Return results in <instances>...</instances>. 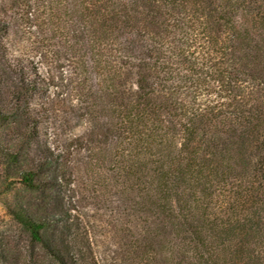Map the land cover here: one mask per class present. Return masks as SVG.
Returning <instances> with one entry per match:
<instances>
[{
    "label": "trees",
    "instance_id": "trees-1",
    "mask_svg": "<svg viewBox=\"0 0 264 264\" xmlns=\"http://www.w3.org/2000/svg\"><path fill=\"white\" fill-rule=\"evenodd\" d=\"M35 28L86 126L34 151L33 87L0 62V264H106L54 217L72 176L113 205L111 260L264 264V0H35Z\"/></svg>",
    "mask_w": 264,
    "mask_h": 264
},
{
    "label": "rangeland",
    "instance_id": "rangeland-1",
    "mask_svg": "<svg viewBox=\"0 0 264 264\" xmlns=\"http://www.w3.org/2000/svg\"><path fill=\"white\" fill-rule=\"evenodd\" d=\"M40 40L35 28V0H0V62L9 74L6 81L13 84V90H20L18 78L33 87L28 91L29 115L37 132L33 150L49 147L54 154L62 155L65 145L83 132L86 123L70 107L69 66L64 59L51 54ZM3 96L7 102L11 100L8 89H4ZM71 180L69 185H58L53 193L54 217L62 218L70 209L69 214L79 213L105 263L120 264V260L109 258L117 239L105 220L113 205H103L98 193L89 189L90 182L79 176H72ZM0 217L6 218L1 205Z\"/></svg>",
    "mask_w": 264,
    "mask_h": 264
}]
</instances>
